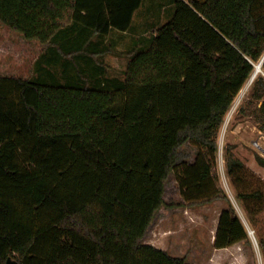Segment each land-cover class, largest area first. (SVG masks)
Returning a JSON list of instances; mask_svg holds the SVG:
<instances>
[{
    "label": "trees",
    "instance_id": "16d2710c",
    "mask_svg": "<svg viewBox=\"0 0 264 264\" xmlns=\"http://www.w3.org/2000/svg\"><path fill=\"white\" fill-rule=\"evenodd\" d=\"M143 2L0 0V22L78 67V49L55 36L72 22L129 31ZM129 54L125 80L109 88L0 76V264H191L144 237L172 171L186 201L219 198L218 134L264 56V0H175L151 45ZM262 68L239 112L264 130ZM232 147L227 171L256 224L250 201L263 192L240 188L248 170ZM249 238L234 207L223 209L214 246ZM258 244L264 255L262 231Z\"/></svg>",
    "mask_w": 264,
    "mask_h": 264
},
{
    "label": "rangeland",
    "instance_id": "374dc122",
    "mask_svg": "<svg viewBox=\"0 0 264 264\" xmlns=\"http://www.w3.org/2000/svg\"><path fill=\"white\" fill-rule=\"evenodd\" d=\"M174 1L144 0L134 15L132 28L126 32L113 29L108 35H98L75 22L67 25L55 36V44L66 51L78 49L74 55L78 67L75 66L73 59L60 54L56 45L46 46L37 39H27L21 32L0 22V76L23 77L45 83L72 85L88 83L101 88L112 87L114 82L125 80V71L131 60L129 52L146 49L151 45L156 28L167 22L173 14ZM106 48H110L107 53H96ZM261 73L262 71L259 74ZM248 81L236 96L218 134L215 172L222 190L219 198L186 201L181 194L176 171H172L165 186L166 202L157 212L144 237V241L148 242L151 235H155L154 231H157V243L162 245L171 243L173 251L185 254L187 261L192 264L229 263L230 251H219L216 255L211 253L210 225L220 219L223 209L231 205L241 219L247 221V216L248 220L251 218L243 201L238 198L237 189L227 171L228 145H233L232 153L245 163L248 170L240 188L245 191L259 189L263 192V197L253 199L250 205L256 223L251 227L256 230L257 241L259 231L264 233V168L256 159L257 153L264 157V130H261L252 118L239 112L240 106L251 94L254 81L248 90H245ZM185 148L189 151L188 162L194 163L198 146L188 143ZM237 199L244 207L246 217L241 212ZM192 206H197L193 214L185 209ZM197 221L200 225L193 229L192 226L196 225ZM204 222L207 226L203 224ZM200 228L205 233L204 240L196 239L200 235L198 233ZM192 231L196 234H192ZM249 239L246 248L248 254L242 259V263L260 264L261 257L255 246L254 237L250 236ZM232 261L241 264L238 258ZM262 261L264 264V255Z\"/></svg>",
    "mask_w": 264,
    "mask_h": 264
},
{
    "label": "crops",
    "instance_id": "0c3cea01",
    "mask_svg": "<svg viewBox=\"0 0 264 264\" xmlns=\"http://www.w3.org/2000/svg\"><path fill=\"white\" fill-rule=\"evenodd\" d=\"M264 168V166H262ZM237 204L241 210V212L243 213V215H245L246 217V212L244 210V207L242 206V204L238 201L237 199ZM197 207V206H195ZM194 206L192 207H187L185 209H188V212L190 211L191 214H193V210H195ZM198 210H196L197 212ZM194 220V219H193ZM243 220V219H242ZM243 222L245 223V225H247L248 229H252L254 231V236L255 238L256 237V232L255 230L251 227L253 225V223L250 221V219L248 220V216H247V221L244 219ZM204 225L207 226V224L204 222L203 223ZM218 224H219V219L212 225H210V233L212 235V239H211V244H212V255H216L219 251H224V250H227V251H230L231 252V258L229 260V263L228 264H238L236 261H232L234 260L235 258H238L239 259V263L243 264L242 263V259L246 258L247 257V242L244 240V241H239L229 247H225V248H216L214 246V241H215V234H216V231H217V228H218ZM200 225L199 221H197L196 225H193L192 228L194 229L196 226ZM199 227V226H198ZM200 235L198 237H196V239L198 238L199 240L205 238V233L201 230V228L199 229V232H198ZM154 234L155 235H151V239L150 241L146 242V243H151L157 247H160V248H163L165 250H168L172 255H175V256H185V254H180V253H177V252H174L173 251V248L170 246L171 243H168L167 245H162L160 243H157V234L158 232L157 231H154ZM192 234H196L194 231H192ZM252 236V235H250ZM204 240V239H203ZM170 242H172L170 240ZM230 256V254L228 255ZM192 264V263H191Z\"/></svg>",
    "mask_w": 264,
    "mask_h": 264
},
{
    "label": "bare ground",
    "instance_id": "6f19581e",
    "mask_svg": "<svg viewBox=\"0 0 264 264\" xmlns=\"http://www.w3.org/2000/svg\"><path fill=\"white\" fill-rule=\"evenodd\" d=\"M264 61L262 62H257L255 63V70L252 74V76L250 77L246 87L244 88L245 90H248V87L250 86V84L254 81V79L256 78V76L262 71V66H263ZM244 92V90L241 92V94Z\"/></svg>",
    "mask_w": 264,
    "mask_h": 264
},
{
    "label": "built area",
    "instance_id": "2783aa9c",
    "mask_svg": "<svg viewBox=\"0 0 264 264\" xmlns=\"http://www.w3.org/2000/svg\"><path fill=\"white\" fill-rule=\"evenodd\" d=\"M250 230V235H252L253 237H254V241H255V246H256V248H258V250H259V254H260V257H261V259H260V264H262L263 263V261H262V252H261V249H260V246H259V244H258V241H257V239L255 238V236H254V231L252 230V229H249Z\"/></svg>",
    "mask_w": 264,
    "mask_h": 264
},
{
    "label": "water",
    "instance_id": "95a60500",
    "mask_svg": "<svg viewBox=\"0 0 264 264\" xmlns=\"http://www.w3.org/2000/svg\"><path fill=\"white\" fill-rule=\"evenodd\" d=\"M262 61H264V56L262 57L260 62H262ZM262 72H263V68H262ZM249 233H251L250 230H249ZM7 264H18V262L16 260L12 259L11 257H9L8 261H7Z\"/></svg>",
    "mask_w": 264,
    "mask_h": 264
}]
</instances>
